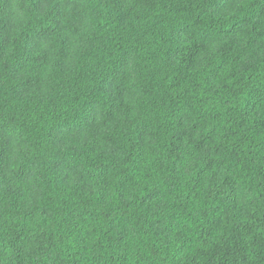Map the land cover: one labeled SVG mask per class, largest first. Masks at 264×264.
I'll return each instance as SVG.
<instances>
[{"label":"trees","instance_id":"trees-1","mask_svg":"<svg viewBox=\"0 0 264 264\" xmlns=\"http://www.w3.org/2000/svg\"><path fill=\"white\" fill-rule=\"evenodd\" d=\"M262 101L264 0H3L0 264H264Z\"/></svg>","mask_w":264,"mask_h":264},{"label":"snow or ice","instance_id":"snow-or-ice-1","mask_svg":"<svg viewBox=\"0 0 264 264\" xmlns=\"http://www.w3.org/2000/svg\"><path fill=\"white\" fill-rule=\"evenodd\" d=\"M0 3H3V0H0ZM36 3L41 9H43L45 6V0H36ZM219 3H223V0H219ZM30 43L33 44L36 48H40L41 45L46 44L47 41L41 34H36L32 37ZM121 74V71L118 70L113 75L114 77L118 78ZM106 90L110 91L111 89L110 87L106 89L103 85L100 86L101 94H103ZM262 105H264V101H262Z\"/></svg>","mask_w":264,"mask_h":264}]
</instances>
